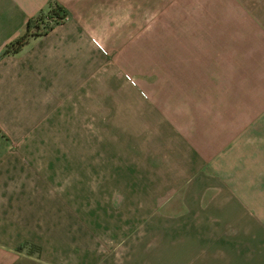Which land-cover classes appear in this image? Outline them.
<instances>
[{
  "label": "crops",
  "instance_id": "1",
  "mask_svg": "<svg viewBox=\"0 0 264 264\" xmlns=\"http://www.w3.org/2000/svg\"><path fill=\"white\" fill-rule=\"evenodd\" d=\"M0 264H264V0H0Z\"/></svg>",
  "mask_w": 264,
  "mask_h": 264
},
{
  "label": "trees",
  "instance_id": "2",
  "mask_svg": "<svg viewBox=\"0 0 264 264\" xmlns=\"http://www.w3.org/2000/svg\"><path fill=\"white\" fill-rule=\"evenodd\" d=\"M63 15H65L64 12L59 6L55 5L50 9L48 14H39L35 18H30L23 33L6 46L3 54L17 53L31 37L47 32ZM23 248V246L20 247V250ZM34 249L35 253L39 254V248L34 247Z\"/></svg>",
  "mask_w": 264,
  "mask_h": 264
},
{
  "label": "built area",
  "instance_id": "3",
  "mask_svg": "<svg viewBox=\"0 0 264 264\" xmlns=\"http://www.w3.org/2000/svg\"><path fill=\"white\" fill-rule=\"evenodd\" d=\"M67 18H68L67 15H63L62 17H60V18L58 19L57 22H61V21H63V20H66Z\"/></svg>",
  "mask_w": 264,
  "mask_h": 264
}]
</instances>
